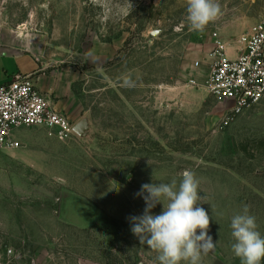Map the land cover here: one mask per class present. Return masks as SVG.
Here are the masks:
<instances>
[{
    "label": "rangeland",
    "instance_id": "374dc122",
    "mask_svg": "<svg viewBox=\"0 0 264 264\" xmlns=\"http://www.w3.org/2000/svg\"><path fill=\"white\" fill-rule=\"evenodd\" d=\"M217 2L220 16L195 31L186 0H0V45L39 59L62 98L77 99L81 127L68 140L20 127L22 146L0 150L4 264L9 249L18 264H158L131 231L145 208L135 194L184 170L200 181L216 243L202 264H241L230 221L245 204L264 236V99L225 123L233 102L202 84L215 33L234 54L264 0ZM125 74L135 87L121 86ZM68 198L95 204L97 221L77 224L87 210Z\"/></svg>",
    "mask_w": 264,
    "mask_h": 264
},
{
    "label": "clouds",
    "instance_id": "9594fccd",
    "mask_svg": "<svg viewBox=\"0 0 264 264\" xmlns=\"http://www.w3.org/2000/svg\"><path fill=\"white\" fill-rule=\"evenodd\" d=\"M220 14L217 0H186V19L192 30L203 31ZM121 81L123 87L136 86L130 74L123 75ZM200 193L195 173L184 170L179 182L145 183L135 194L143 198L145 208L142 215L129 217L131 231L141 244L157 253L158 264H202L203 256L215 249L216 243L208 234L210 217L200 206L207 203L206 198ZM158 204L162 211L154 214ZM230 229L231 249L241 264H262L264 236L248 205L232 216Z\"/></svg>",
    "mask_w": 264,
    "mask_h": 264
},
{
    "label": "built area",
    "instance_id": "2783aa9c",
    "mask_svg": "<svg viewBox=\"0 0 264 264\" xmlns=\"http://www.w3.org/2000/svg\"><path fill=\"white\" fill-rule=\"evenodd\" d=\"M238 43L240 48L229 54L215 33L210 72L202 82L210 93L233 102L224 116L225 123L264 99V17L253 23ZM20 127H42L60 140L71 139L78 132L72 120L36 85L32 74L23 73L0 85V150L22 146L15 134ZM7 255L5 264H18L21 259L12 249ZM0 264H4L1 256Z\"/></svg>",
    "mask_w": 264,
    "mask_h": 264
},
{
    "label": "crops",
    "instance_id": "0c3cea01",
    "mask_svg": "<svg viewBox=\"0 0 264 264\" xmlns=\"http://www.w3.org/2000/svg\"><path fill=\"white\" fill-rule=\"evenodd\" d=\"M240 45H236V49H239ZM29 56L28 61L22 60L23 56ZM14 59V60H13ZM16 61V64H12ZM17 73L23 74H32L33 79L36 85L45 92L53 101L54 107L64 112L70 119L73 114L76 112L77 99L74 95H69L68 98H62L63 94L61 93L60 81L55 78H51L47 72L44 71V68L41 67L39 59L28 51H19L10 46L0 45V85L4 84L13 79L14 75ZM76 129L79 124L75 123ZM20 139L19 137H17ZM20 153V152H18ZM70 199V198H68ZM76 200L79 205L87 210V214H84V211H80V215L84 216L81 219L78 217L79 225H87L95 223L99 218V209L97 206L89 201H82L78 198L70 199ZM67 202V201H66ZM67 219V218H66ZM87 219V220H86ZM85 220V222L83 221ZM71 223V222H70ZM74 224V223H73ZM80 264H103L100 261L92 259H82Z\"/></svg>",
    "mask_w": 264,
    "mask_h": 264
},
{
    "label": "water",
    "instance_id": "95a60500",
    "mask_svg": "<svg viewBox=\"0 0 264 264\" xmlns=\"http://www.w3.org/2000/svg\"><path fill=\"white\" fill-rule=\"evenodd\" d=\"M80 128H81L80 125H78V127H77V131H80Z\"/></svg>",
    "mask_w": 264,
    "mask_h": 264
}]
</instances>
